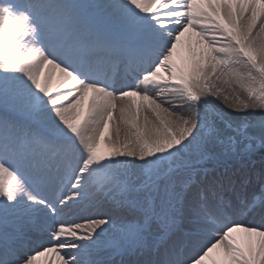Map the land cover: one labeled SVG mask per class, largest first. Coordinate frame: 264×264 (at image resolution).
<instances>
[{"label":"snow or ice","instance_id":"6c2138e0","mask_svg":"<svg viewBox=\"0 0 264 264\" xmlns=\"http://www.w3.org/2000/svg\"><path fill=\"white\" fill-rule=\"evenodd\" d=\"M215 100L259 110V139ZM212 144L264 148V0H0V264H264V222L210 200L225 178L186 204ZM98 196L132 219L70 214ZM186 208L192 255L169 243Z\"/></svg>","mask_w":264,"mask_h":264},{"label":"rangeland","instance_id":"374dc122","mask_svg":"<svg viewBox=\"0 0 264 264\" xmlns=\"http://www.w3.org/2000/svg\"><path fill=\"white\" fill-rule=\"evenodd\" d=\"M188 40V34L185 37L181 38V48L178 51L177 56L175 57L176 62L178 64L183 65L185 62H190L191 56L187 52L185 47ZM213 110H223V112L227 113L229 117H231L234 121L238 122V119L243 116H249V119L252 121V125L248 128V135L254 136L259 139L262 134V129L259 126L260 120V112L257 110L256 112L250 113H237L228 109L226 105L222 102V100H215L213 105L210 106ZM218 127L222 132V138H227L228 136L235 135L232 129L228 128L226 124L223 122H218ZM209 152L213 155H222V149L219 144L209 145ZM102 149L107 151L106 148L102 145ZM250 163L242 164L238 163L235 165H225L224 167L218 168L221 175L215 177V174L212 173L209 169H205L203 167L196 168L193 175V185L192 188L185 193V201L186 204L193 202L195 198V191L197 187L207 188L211 185H215L217 181H220L221 178H225L222 181L223 187L217 188V196L212 197L210 195V200L214 201L219 197H223L224 200L229 201L232 204V209L230 211H236L238 214L234 218H238L241 216L243 219V223L250 224H260L264 222V206L259 203L257 200L256 206L252 208L250 211H247L244 214H240V209L242 208V202L251 201L254 197H259L261 193H264V159L260 161V164L250 166ZM245 167V168H242ZM238 170L243 171L240 175L236 176ZM211 172V173H210ZM189 173L187 171H181L180 175L177 177V181L186 180L188 178ZM227 175V176H224ZM231 179V183L228 182V179ZM94 203H88L83 205L81 209L78 210V214L87 212L90 208H92ZM80 205V204H79ZM80 207V206H78ZM103 211V210H101ZM100 212V211H99ZM113 216H126L128 219H132L131 215H129L126 211H111L106 212ZM100 212V213H104ZM92 214H94L92 212ZM179 223L177 226V230L171 235L169 238V243L172 242H185L187 244V248L185 250V255H192L195 251V248L190 243L192 237L187 235L191 232V230L195 227V225L191 222L192 217L188 212L187 208L182 216L179 218ZM31 235H34L35 232H30ZM236 235L238 238L243 237L244 234L237 232ZM32 241H36L31 239ZM163 248H161V252ZM58 257H54L51 253H46L43 256H38L35 264H51L53 260H57Z\"/></svg>","mask_w":264,"mask_h":264},{"label":"trees","instance_id":"16d2710c","mask_svg":"<svg viewBox=\"0 0 264 264\" xmlns=\"http://www.w3.org/2000/svg\"><path fill=\"white\" fill-rule=\"evenodd\" d=\"M259 154H264V148L262 147H255L254 150L248 152V153H241L240 155H231V154H223V155H217L214 156V158L208 159L207 164L213 165L214 163H220L224 161H237V160H244L248 157H255Z\"/></svg>","mask_w":264,"mask_h":264},{"label":"bare ground","instance_id":"6f19581e","mask_svg":"<svg viewBox=\"0 0 264 264\" xmlns=\"http://www.w3.org/2000/svg\"><path fill=\"white\" fill-rule=\"evenodd\" d=\"M259 203L261 204V205H263L264 206V203H261L260 201H259ZM96 208V207H95ZM72 215V214H71ZM89 215H93L92 213H89V214H86V215H83V216H81V217H86V216H89ZM237 219H239V220H241L242 221V218L239 216V218H237ZM245 225H247V223H245ZM3 224H0V228H3ZM9 228H12V226H11V224H9Z\"/></svg>","mask_w":264,"mask_h":264}]
</instances>
